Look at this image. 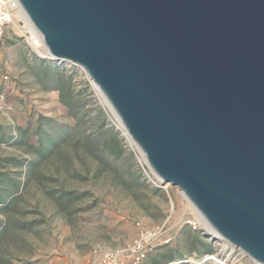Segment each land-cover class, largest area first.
Instances as JSON below:
<instances>
[{"label":"water","instance_id":"1","mask_svg":"<svg viewBox=\"0 0 264 264\" xmlns=\"http://www.w3.org/2000/svg\"><path fill=\"white\" fill-rule=\"evenodd\" d=\"M18 2L43 59L86 72L205 236L264 264V0Z\"/></svg>","mask_w":264,"mask_h":264},{"label":"rangeland","instance_id":"2","mask_svg":"<svg viewBox=\"0 0 264 264\" xmlns=\"http://www.w3.org/2000/svg\"><path fill=\"white\" fill-rule=\"evenodd\" d=\"M15 22L16 25L12 23L6 28L0 40V135L6 136L0 140V172L18 177L21 184L13 205L2 210L0 204V221L4 227L0 236V264H101L106 252H117L118 259L129 263L131 258L126 248L138 235L139 228L161 226L162 234L152 243L149 252L178 248L182 256L175 257L172 264H215L209 259L211 255L230 264H256L242 249L233 248L219 235L210 240L212 253L186 252L185 230L190 221L199 220L197 210L176 186L165 183L164 188L154 191L144 177L142 184L126 186L117 181L111 169L101 170L98 162L73 142L61 147L33 174L27 162L19 166L14 161L4 160L32 157L25 145H16L13 140L20 136V128H24L28 129L30 143H36L31 132L38 116L54 117L61 125L73 122L59 102L57 91L42 86L36 65H27L14 47L5 45L9 44L8 37L20 36L26 45L24 50H29L19 31L23 20ZM9 56L15 57V63H10L19 71L17 79L9 74L4 78L7 74L4 67L9 63L5 62V57ZM74 71L76 80L84 78L79 69ZM76 84L79 87L80 82ZM90 86L98 103L113 117L99 93ZM120 133L129 147L126 135ZM137 164L135 169L142 174ZM2 184L0 182V187ZM51 190L78 191L86 195L62 208L48 194ZM140 264L155 263L145 257Z\"/></svg>","mask_w":264,"mask_h":264},{"label":"trees","instance_id":"3","mask_svg":"<svg viewBox=\"0 0 264 264\" xmlns=\"http://www.w3.org/2000/svg\"><path fill=\"white\" fill-rule=\"evenodd\" d=\"M34 62H37L35 65L41 76L42 86L45 89L57 91L59 102L66 108L67 115L73 119V122L61 125L54 117L38 116L35 129L31 132L36 138V143H30V134L28 135V129L24 128H20L22 131L20 136L13 140L16 145H25L32 157L29 160L25 158L4 160L14 161L19 166L27 162L26 166L33 174L38 172L37 169L45 160L57 154L61 147L73 142L78 149H82L89 157L96 160L102 167L101 170L111 169L117 181L126 186L142 184L141 180L144 176L139 169H135L137 161L134 152L125 145L123 135L110 122L103 106L98 103L93 94L89 82L85 78L76 80L77 72L73 68L68 69L57 62L37 56ZM76 81L80 82L79 87ZM4 137H6L5 134L0 135V140ZM0 176L3 177L0 179L3 183V187H0V204L3 210L13 205L18 199L16 194L21 181L18 177H8L2 172ZM153 190L158 191L159 188L153 187ZM48 194L52 195L62 208L68 207L86 195L85 192L65 190H51ZM2 224L0 221V236L4 229ZM185 234L186 240L188 239V244H185L186 252L200 255L213 252L211 238L204 237L205 233L198 227L192 228L189 225ZM164 249L165 251L156 253L148 251L146 257L155 264H172L175 257L182 256L181 250L176 247Z\"/></svg>","mask_w":264,"mask_h":264},{"label":"built area","instance_id":"4","mask_svg":"<svg viewBox=\"0 0 264 264\" xmlns=\"http://www.w3.org/2000/svg\"><path fill=\"white\" fill-rule=\"evenodd\" d=\"M19 14L25 17V19L28 22V25L31 26V28H33L36 31V33H38V31L34 28V26L28 21V19L24 15L18 0H0V40L2 39L6 28L12 24V19ZM19 31L23 34L22 31H25V27L20 26ZM23 36L30 50V53L38 57H41V58H43L44 56H47V55L39 54L35 50V48L28 42L26 35L23 34ZM38 36H39L40 42L45 47L43 40L39 33H38ZM42 44L40 46H42ZM79 70H80V73L84 75V78L89 82V84H91L93 88H95V85L88 78V76L86 75V72L80 68ZM4 78H8V76L5 75ZM95 91L98 92L96 88H95ZM109 112L111 113L110 109H109ZM113 117L109 116V120L115 127H118L119 126L118 121L115 117L114 118ZM122 133L125 135L124 132ZM126 138L128 139L129 147L134 152V155L136 157V160L138 161L142 174L144 178L147 180V182L150 183V185L153 187L164 188V185L160 183V178L152 171V169L150 168V166L144 159V156L141 153V151L138 149V147L135 144H133L132 141L127 136ZM189 223L192 226V228H196L200 226V223L196 221H190ZM161 230H162V226L155 228V229H146V228L140 227L138 235L129 243L128 247L126 248L131 258L129 263H124V261H122L120 258L118 259L117 252H106L102 257L101 264H140L143 261V259L146 257L147 252L151 249L152 243L156 239H158L160 235L162 234Z\"/></svg>","mask_w":264,"mask_h":264},{"label":"bare ground","instance_id":"5","mask_svg":"<svg viewBox=\"0 0 264 264\" xmlns=\"http://www.w3.org/2000/svg\"><path fill=\"white\" fill-rule=\"evenodd\" d=\"M19 17L13 18L12 19V23L14 25H16V21H19L20 19L23 20V26L25 27V31H22L23 34L26 35V38L28 40V42L35 48V50H37L39 52V54L41 55H47V51L46 48L43 46V44L40 42L39 40V36L38 33H36V31L31 28V26L28 25L27 20L21 15H18ZM21 22V21H20ZM16 28V27H15ZM42 44V46H40ZM183 194V193H182ZM184 196V194H183ZM185 197V196H184ZM186 198V197H185ZM188 202L193 206V204L188 200ZM194 207V206H193ZM194 209H196L194 207ZM197 210V209H196ZM197 214V215H196ZM195 215L197 216L196 219L199 220L200 225L206 227V228H210V225L207 223V221L201 216V214L198 212ZM206 258V257H205ZM207 259V258H206ZM209 259L213 260L215 262V264H230V262H228V260H220L219 258H217L214 255H211L209 257Z\"/></svg>","mask_w":264,"mask_h":264},{"label":"crops","instance_id":"6","mask_svg":"<svg viewBox=\"0 0 264 264\" xmlns=\"http://www.w3.org/2000/svg\"><path fill=\"white\" fill-rule=\"evenodd\" d=\"M8 38H9V41H8L9 44L5 43V45L8 46L9 48L10 47H14L17 50L18 57H20L22 59V61H26L27 62L26 64L29 65V66H33V65H35V63H37V62H34V59H35L36 55L30 53L29 50H27V51H26V49L24 50V47L26 45L23 43L22 39H18L17 37H13V36H12V38L11 37H8ZM9 57L10 58L5 57V59H6L5 62L6 63L7 62H9V63L11 62L12 64H13V62L15 63V61H16L14 59L15 57H13V56L12 57L9 56ZM9 63H8V66L4 67L7 70V71H5V73H7L6 75L9 74L11 77H14L15 79H17L18 78L17 75L19 74V71L16 68V66L12 65L11 63L9 65ZM39 80H40V77H39ZM204 237H206V236H204Z\"/></svg>","mask_w":264,"mask_h":264}]
</instances>
